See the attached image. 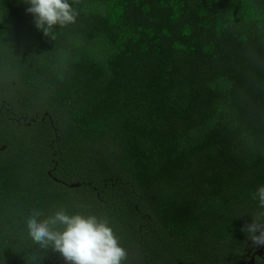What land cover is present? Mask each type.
Listing matches in <instances>:
<instances>
[{
	"label": "trees",
	"instance_id": "1",
	"mask_svg": "<svg viewBox=\"0 0 264 264\" xmlns=\"http://www.w3.org/2000/svg\"><path fill=\"white\" fill-rule=\"evenodd\" d=\"M73 6L45 35L23 0H0V264H66L24 224L60 208L106 217L124 264H247L264 0Z\"/></svg>",
	"mask_w": 264,
	"mask_h": 264
},
{
	"label": "clouds",
	"instance_id": "2",
	"mask_svg": "<svg viewBox=\"0 0 264 264\" xmlns=\"http://www.w3.org/2000/svg\"><path fill=\"white\" fill-rule=\"evenodd\" d=\"M35 27L49 35L54 25L74 23L78 11L73 0H23ZM258 207L264 209V184L251 193ZM25 229L33 245L58 252L66 264H124L127 250L120 244L106 217L96 214H69L63 208L43 216L32 209L25 217ZM257 245H264V212L241 226Z\"/></svg>",
	"mask_w": 264,
	"mask_h": 264
},
{
	"label": "water",
	"instance_id": "3",
	"mask_svg": "<svg viewBox=\"0 0 264 264\" xmlns=\"http://www.w3.org/2000/svg\"><path fill=\"white\" fill-rule=\"evenodd\" d=\"M70 186L71 187H73V186H79V183L71 184ZM262 252H263V248H261L260 250L256 251L255 253H253L247 264H255L256 263L255 256L257 254L261 255ZM193 264H195V263H193Z\"/></svg>",
	"mask_w": 264,
	"mask_h": 264
},
{
	"label": "flooded vegetation",
	"instance_id": "4",
	"mask_svg": "<svg viewBox=\"0 0 264 264\" xmlns=\"http://www.w3.org/2000/svg\"><path fill=\"white\" fill-rule=\"evenodd\" d=\"M261 248H263V252H262V254H261V255L257 254V255L255 256V259H256L257 256H258V257H264V245H258V247H257L256 249H254V250H250V252H249V256H250V258H251V256H252L253 253H255L256 251L260 250ZM256 262H257V261H256ZM255 264H256V263H255Z\"/></svg>",
	"mask_w": 264,
	"mask_h": 264
}]
</instances>
